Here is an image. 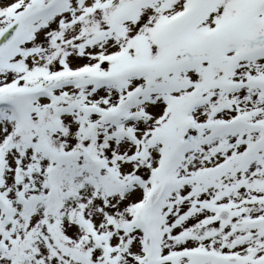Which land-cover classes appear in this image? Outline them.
Wrapping results in <instances>:
<instances>
[{"label": "snow or ice", "instance_id": "6c2138e0", "mask_svg": "<svg viewBox=\"0 0 264 264\" xmlns=\"http://www.w3.org/2000/svg\"><path fill=\"white\" fill-rule=\"evenodd\" d=\"M0 264H264V0H0Z\"/></svg>", "mask_w": 264, "mask_h": 264}]
</instances>
